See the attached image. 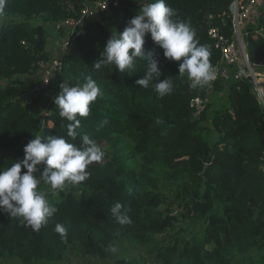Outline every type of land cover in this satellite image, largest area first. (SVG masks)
<instances>
[{
    "label": "trees",
    "instance_id": "16d2710c",
    "mask_svg": "<svg viewBox=\"0 0 264 264\" xmlns=\"http://www.w3.org/2000/svg\"><path fill=\"white\" fill-rule=\"evenodd\" d=\"M118 2V7L83 20L61 71L54 75L57 86L83 83L90 75L100 87L102 95L91 104L90 114L78 117V131L102 148V162L89 166L86 181L59 194L39 185L58 209L39 231L22 217L0 214V261L62 264L64 255L75 250L83 257L104 259L109 249L124 241L151 247L160 264H264V107L253 85L231 77L193 89L187 74L178 73V62L164 59L150 36L145 37L144 49L159 57L162 79L174 77L171 95L158 98L151 87L135 83L144 75L147 60L138 58L134 72L120 73L114 65L93 70L110 35L122 32L151 0ZM231 2L167 0L176 18L190 22L199 42L210 47L214 66L220 53L207 31L220 25L216 18ZM69 3L79 6L78 0H7L0 13L25 21L0 27V169L22 159L24 146L36 135L69 139L71 122L59 116L49 97L54 79L43 88L39 68L56 57L46 48L50 37L45 24L75 17L67 9ZM34 20L40 24L27 25ZM257 28L264 33V15L255 28H246V50L252 64L264 65V39L253 36ZM56 33L53 53L63 38V32ZM258 81L264 85V78ZM222 91L227 92V105L211 114L209 98ZM194 98L206 100L199 119L190 107ZM206 120L211 127L203 125ZM207 130L212 139L205 137ZM72 142L78 145L80 137ZM117 202L130 224L122 225L112 216ZM174 209L190 229L175 230ZM56 223L67 229L66 239L54 231Z\"/></svg>",
    "mask_w": 264,
    "mask_h": 264
},
{
    "label": "clouds",
    "instance_id": "9594fccd",
    "mask_svg": "<svg viewBox=\"0 0 264 264\" xmlns=\"http://www.w3.org/2000/svg\"><path fill=\"white\" fill-rule=\"evenodd\" d=\"M6 4L7 0H0V13ZM176 17L175 9L167 0L145 3L122 32L110 35L92 69L100 71L102 67L114 65L120 73L134 72L138 58L147 60L144 75L135 83L144 89L151 87L158 98L171 95L174 77L169 75L162 79L159 57L154 51L144 49L145 37L150 36L162 50L164 59L178 62V73L187 74L191 88L211 86L218 70L210 60V47L199 42L190 22ZM101 95L100 87L90 75L84 77L83 83L69 86L63 82L60 85L53 102L59 108V116L71 122L67 126L69 139L62 135H36L24 146L22 159L0 169V214L22 217L34 231H39L58 211L49 194L41 191L39 185L46 184L53 194H59L89 178V166L102 162L105 153L87 133H79L81 121L78 117H87L91 104ZM78 136L80 143L77 145L72 141ZM111 214L122 225L131 223L119 202L111 208ZM54 231L62 239L67 238V229L62 224L56 223ZM111 250L117 251L115 247Z\"/></svg>",
    "mask_w": 264,
    "mask_h": 264
},
{
    "label": "built area",
    "instance_id": "2783aa9c",
    "mask_svg": "<svg viewBox=\"0 0 264 264\" xmlns=\"http://www.w3.org/2000/svg\"><path fill=\"white\" fill-rule=\"evenodd\" d=\"M79 6L72 3L67 4V9L76 13L75 17L67 18L56 22L54 29L63 32L62 40L55 47L56 57L52 58L47 64L41 63L39 68L42 70L43 88L51 84L56 73L62 69V60L66 53L73 47L74 39L80 34V27L85 18H95L99 13L118 7V0H78ZM264 15V0H232L228 11L217 16L219 26H211L207 31L208 37L213 41L214 48L220 53V60L215 65L217 68V78L211 86L218 81H228L231 77L235 80H245L253 85L261 103H264V88L261 89L258 79L264 77V65L252 64L246 50V28L256 27L258 19ZM215 20L214 16L208 18L209 22ZM254 37L264 39L263 28L253 31ZM54 55V56H55ZM230 70L233 71L231 74ZM261 71V73H259ZM47 82V83H46ZM58 93L53 92L49 97L53 98ZM191 109L194 110L193 117L199 119L200 114L206 108V100L194 98L190 102ZM264 173V166L262 167Z\"/></svg>",
    "mask_w": 264,
    "mask_h": 264
},
{
    "label": "rangeland",
    "instance_id": "374dc122",
    "mask_svg": "<svg viewBox=\"0 0 264 264\" xmlns=\"http://www.w3.org/2000/svg\"><path fill=\"white\" fill-rule=\"evenodd\" d=\"M25 22L24 19L17 15H8V14H0V27L3 25H8L12 23H21ZM37 24H40V20H34L32 22L28 21L27 25L35 26ZM45 30L47 34L49 35V41L47 43V50H49V54L51 55V51L54 47V43L57 42V31L54 29V24L47 23L45 24ZM57 45V43H56ZM53 53V52H52ZM55 55V52L53 53V56ZM261 73V71H259ZM264 78V77H262ZM53 88L50 86L48 90L53 92H57L58 89L55 82V76L53 78ZM261 89L264 88V85L261 84L259 81ZM57 86V87H56ZM216 94H213L209 98V111L212 114L215 110H219L223 108L225 105H227V92H215ZM46 98V97H45ZM48 99V104H49ZM52 104V103H51ZM45 110L41 114H45ZM46 118V117H45ZM46 123V119H44V124ZM203 125L206 127H211V123L209 120H206L203 122ZM206 138H211L213 135L211 134L210 130H207L204 132ZM212 139V138H211ZM216 138H214L215 140ZM164 193L168 197V200L171 199L170 194L167 193L166 189L164 190ZM57 195L54 197L56 198ZM161 209H164V206H161ZM179 212L180 210L174 209L172 211V217L178 219V222L176 223V231L179 229H190V223L184 222L179 219ZM171 234V233H170ZM168 236V235H166ZM117 251L113 252L111 249L107 251L106 258L104 259H98V258H91L88 256H82L81 253L77 250L73 252H67L64 255V258L62 260V264H160L155 261L154 258V252H151V247H141V246H135L133 244H128L124 241L118 242L117 245L114 246ZM0 264H16L14 261H0Z\"/></svg>",
    "mask_w": 264,
    "mask_h": 264
},
{
    "label": "crops",
    "instance_id": "0c3cea01",
    "mask_svg": "<svg viewBox=\"0 0 264 264\" xmlns=\"http://www.w3.org/2000/svg\"><path fill=\"white\" fill-rule=\"evenodd\" d=\"M51 55L53 56V53L51 52ZM51 55H50V57H51Z\"/></svg>",
    "mask_w": 264,
    "mask_h": 264
},
{
    "label": "water",
    "instance_id": "95a60500",
    "mask_svg": "<svg viewBox=\"0 0 264 264\" xmlns=\"http://www.w3.org/2000/svg\"><path fill=\"white\" fill-rule=\"evenodd\" d=\"M263 104V106H264V103H262Z\"/></svg>",
    "mask_w": 264,
    "mask_h": 264
}]
</instances>
